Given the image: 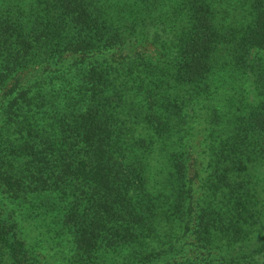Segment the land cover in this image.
<instances>
[{
	"label": "trees",
	"instance_id": "trees-1",
	"mask_svg": "<svg viewBox=\"0 0 264 264\" xmlns=\"http://www.w3.org/2000/svg\"><path fill=\"white\" fill-rule=\"evenodd\" d=\"M143 38L155 57L110 54ZM251 48L264 0H0V90L27 77L4 99L0 204L73 226L77 264H264V97L207 104ZM23 229L0 214V264L32 263Z\"/></svg>",
	"mask_w": 264,
	"mask_h": 264
},
{
	"label": "rangeland",
	"instance_id": "rangeland-1",
	"mask_svg": "<svg viewBox=\"0 0 264 264\" xmlns=\"http://www.w3.org/2000/svg\"><path fill=\"white\" fill-rule=\"evenodd\" d=\"M152 31L153 29L150 30V32ZM152 34L153 33H151V35ZM151 42L153 43H150L148 38H143L134 42L125 41V43H119L111 48L110 54L118 53L121 50H126L130 53L135 51L143 52L147 56L155 57L157 55L156 46L154 45L155 41L152 39ZM243 57H245V65L247 70L246 75L244 76L242 74L244 70L242 63H236L238 65V70L233 73V78L230 76L229 71L226 68L225 72L223 71L219 74L217 73L216 78H213L209 81L208 89L211 90V92L210 99L207 101V104L214 106L213 104L217 103L223 109V107L226 106V102L228 101V93H233V89L230 88L232 83L233 86H235L234 95L238 97L240 94L239 97H241V101L246 98V100L253 106L260 104V98L264 97V49L251 48L244 53ZM24 71L26 70H23V72ZM22 75H24V73H16L15 75H9V73L6 74V77H10V81H8L7 84H4L0 90V126L6 123V103L4 99L11 96L9 93L11 82H13L16 78L18 80L27 79L26 76ZM241 101L237 104L240 105ZM225 111L229 112L230 108H226ZM203 139L204 137L202 135H196L193 141H191V151L193 154H197L199 151L202 152V148L204 147V143L202 142ZM196 168L198 169L199 165H191L192 170ZM258 170H260V173L257 174V172H254L255 175L260 178L264 177L263 164L258 168ZM197 182L198 181L196 180L194 181L195 198H198L200 194L199 189L196 187ZM0 214L2 215V218L6 220H8L9 217L15 218L16 222L24 227L23 233L18 230V235L25 242L26 246L31 247V264H77L76 259L70 257L72 245L70 241L72 240L74 233L73 226L63 227L62 223L60 222H52L50 219L43 220L44 215L41 213H36L35 211L31 213V216H29L26 221H18L19 218L16 215L10 214L9 207L2 204H0ZM162 230L163 229L161 228L158 235H163ZM187 240L192 241L191 235L187 236ZM165 241H167V238H165ZM171 244L173 246V240ZM158 246L159 243L155 240V242L152 243V248H158ZM165 247L169 248V245H166ZM185 247L186 252L188 255H190L189 257L191 260L200 258L197 250L189 248L187 245ZM133 264L141 263L136 262ZM146 264H173V253L160 255L151 261L146 260Z\"/></svg>",
	"mask_w": 264,
	"mask_h": 264
}]
</instances>
